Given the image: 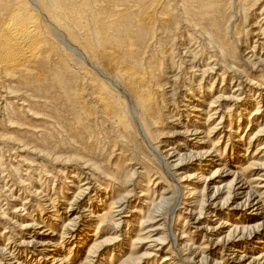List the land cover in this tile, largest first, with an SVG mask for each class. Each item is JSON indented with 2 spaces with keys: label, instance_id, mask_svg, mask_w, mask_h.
I'll list each match as a JSON object with an SVG mask.
<instances>
[{
  "label": "rangeland",
  "instance_id": "374dc122",
  "mask_svg": "<svg viewBox=\"0 0 264 264\" xmlns=\"http://www.w3.org/2000/svg\"><path fill=\"white\" fill-rule=\"evenodd\" d=\"M35 1L37 2V0H32L34 3ZM68 1L64 0V3H62L63 0H60L61 12L65 16L69 17L70 14L73 16L70 18L63 16L67 18L69 23L67 24L64 21L63 27L68 32H71V35L75 33L79 36L76 37L74 35L78 42L84 43L86 41L88 50L89 52L91 51L92 56L89 54L90 57H85L68 40L58 36L63 50L60 53L53 51L44 52L43 58L45 62L43 61L44 59L41 61L44 65H40L39 68L36 67V71L40 77L25 79L20 74H16L15 78L7 80L0 76V177L3 176L6 179L5 183H2V186L0 185V206L2 207L0 210V248H7L9 250L12 244L7 246L6 244L10 238L9 242H15L17 248L26 251L25 254H30V251L34 253L36 249L32 250L27 245L18 246L20 241L24 240L27 242L30 240L22 239L25 238L26 233L22 232L20 228L26 224H33L34 219H41V217L46 218L45 222L41 224L45 228L39 230L50 231L55 235L51 239L54 243H61V246H57V249L63 248L62 251L60 250V254L69 257L68 264H81L96 238L99 241L116 236L113 235L116 231L111 227L105 229V231L103 229L97 230L99 220H95V218L94 220L90 219L91 221L88 218H84L77 223L72 231H64L61 221L55 222L50 217V209L45 206L44 199L48 195L52 199H55L54 204L60 205V212L65 213L64 199L61 196L67 191L65 182L70 180L69 178L73 175L74 169L77 172L81 168L80 163L89 162L96 166V173H98V175H94L96 180L91 181L93 182L91 184L93 190L90 191V198L93 201L90 203H93V207L96 208L93 211L95 217L108 209L107 206H96L97 196L104 194L105 191L113 192V190H117L114 194L122 195L125 191H132V198L130 196L127 200V202H130V205L121 216H128L127 218H122V220L128 219L129 225L124 224L122 226V235L116 241L115 246H108L106 253H103L104 251L99 252L93 259L95 263L156 264L158 262L161 264L167 252H153L148 249L149 243H145L146 241L143 243L139 239L147 237L146 233L150 227L157 228L160 226L163 229L161 232H166L167 237L169 235L171 237V233L169 232H172L173 226L179 233L186 215L183 209L185 207L182 206L180 210L177 208L174 186L176 184L171 173L168 174L170 171H168L165 161L160 157L159 150L167 151L171 148L172 146L169 147V143L165 142L169 140L167 133L179 130V122L175 121L172 123L173 118L171 117L181 119L180 122L182 123H190L191 121L204 123L207 120L206 115H200V118H181L179 114L169 112V109H181V105L179 104L181 99L178 96H182L185 92L182 91V94L179 95L169 94V90L173 85V82L167 79L172 76L167 71L169 62L175 64L176 67L182 64L180 59L183 57V48L187 44L192 43L194 44V49H196V55L199 58L204 57L205 63H208L210 61L209 58L216 54L215 47L219 46L225 55H227L228 60L233 61L231 64L235 68L239 70L244 69L245 65L239 57L241 58L242 53L248 55L247 58L252 56V53H248L253 47L255 40H258L255 34L259 32V28L254 27L260 20L258 14L264 9V0H221L222 3L219 0L216 3L217 5H215L219 6L220 10L214 13L210 12V9H207V7L211 6L210 4L203 5L208 1L202 0L197 4L201 9L200 15L197 10L191 11L194 10L193 6H191L193 4L187 5V2L184 1L186 4L185 8H188L187 10L192 14L188 18H183L184 16L181 15L183 12L179 8H182V3H177L173 0L171 2L169 0H158L159 5L155 9L151 8L152 2L149 0L138 1L139 3L136 0ZM39 2H44V0H39ZM152 11L156 12L153 16ZM176 12L179 13L177 14ZM165 14L169 15V21L163 19L166 16ZM179 14L182 18L178 17ZM244 16H246V19H244ZM74 18L77 19L75 20ZM219 18L221 20L225 18L224 21L227 25L225 26L227 27L225 32L226 37H224L226 40H223L224 38L221 39L226 44L224 42L221 44L219 41L214 40L215 42L209 45L208 39L202 36L199 31L195 32L192 24L197 23L202 27L215 30L213 26L209 25V22L213 23V20L219 21ZM78 25L79 27H77ZM84 25L86 26L84 27ZM186 25L189 27H185ZM80 28L84 30L82 33L78 31ZM82 34L85 36L83 37ZM187 35L191 37V40L187 38ZM183 43H186V45ZM180 44L184 45L181 49H179ZM105 52H111L114 55L113 67L115 70L134 69L140 73L144 72L150 83L154 106L157 110L156 115L161 116V118H158V128L153 131L150 138L148 137V141L144 140L135 122L132 120V116L136 113L137 109L131 104L130 97L126 93L127 91L123 88L120 91L121 86L116 85L115 81L108 80V76L100 69H103V66L98 63V59L96 58L99 54L103 55ZM253 63H256V61H253ZM211 67H213V64ZM215 68L214 73L207 79V83H204L201 93L198 91H194L193 93V99L206 105V112L210 113V115L216 111V108L209 109L214 99L217 96L228 98L233 95V91L236 88L234 84H231L234 77L233 72H225L219 66H215ZM105 71L113 76L112 71ZM244 72L246 77H243V80L247 79L254 84L264 85L263 66L258 65L256 68L254 67V70L250 67L245 69ZM197 73L199 74L196 75L199 76H197L196 82L202 80L201 72ZM223 77H225L224 81L222 80ZM91 82L95 84V87L91 85ZM196 82L193 84H199ZM175 83L183 88V83L189 84L190 81L188 82L187 77L180 74ZM7 92L14 93V100L11 99L10 101V99H7L8 104L5 105L6 103L2 101V97L6 96ZM100 93L105 94L108 101L120 108V117L116 119L115 123L107 122L102 115L101 108L96 101V97ZM22 96L24 97V99L22 98L24 100L23 106L21 105L23 101H18V98ZM225 103H229V101H225ZM249 103L250 106L239 107L241 109L240 119L234 111L230 123L228 121L225 123L226 129L231 128L234 132L238 131V125L240 124L238 135L241 136L244 133L242 142L247 141L252 134L264 125V103H261L262 108L259 109L260 114L258 115L253 114L258 106L257 102L250 100ZM182 104H185V102H182ZM221 110L223 114L224 109ZM219 117L217 116V118L212 120L214 124L218 122ZM9 120H13V125L8 123ZM239 120L240 123L238 122ZM160 134L163 136L160 137ZM218 137V133L216 135L212 134L209 148L218 143ZM240 138L237 137V134L233 135L229 141V147L231 143H236L237 145ZM227 142L226 140L225 143ZM225 143L220 144L221 149L218 152L219 154L225 150ZM248 147L247 144H244L240 147L232 148L230 154L234 152L237 155L231 158L228 157L227 161L223 163L226 170L233 173L237 172V175L246 180L251 179L252 175L256 173V170L248 169L246 166L249 165L247 163L254 162L255 159L253 157H256L254 155L257 146L250 148L247 153ZM183 149V154L197 151L191 149L189 144L184 145ZM217 167L219 166L203 167L199 172L205 170L202 175L208 177L211 171ZM84 171L85 173L88 172L87 170ZM101 172L104 173V177L107 176L113 182H116L117 185L104 178L100 177L99 179ZM148 179L152 180L151 184L148 183ZM232 179L233 177L231 176L226 178L222 183L227 184ZM12 180L18 183L19 187H12ZM81 181L83 183L86 180L82 178ZM128 182L138 183L140 188L138 187L136 190L134 187L128 188L126 184ZM81 183H78L77 186ZM32 187H34V190L30 191ZM203 187L204 183L201 184L200 189L202 190ZM147 188H149V196L142 198L140 195ZM8 189L14 191L13 196L18 201L9 202L5 198L4 195H9L7 193ZM35 190L36 193H34L33 197L31 192L33 193ZM163 190H169V193L165 194L167 198L171 196L169 205L167 204V207H164V216L156 217L153 224L143 227L145 230L141 232L139 221L140 219L146 220V213L149 210L146 208L147 206L143 205L144 200L151 203L155 199L153 201V206H155L160 201ZM227 190L229 191V189ZM185 195H180V198ZM177 196H179L178 191ZM225 197L226 194L221 199L223 200ZM25 201H29V203L24 208L22 204ZM39 202L43 206H40ZM174 202L176 204L171 208ZM87 205H89L88 201H80L72 208L74 211L72 215L77 212L81 213L82 209L87 207ZM141 205L144 214L138 216V214L132 211ZM16 209L22 210L14 212ZM243 210L246 215H249L248 213H250L252 208ZM85 215L87 217V214ZM180 215L181 219L179 220ZM204 216L206 217L207 214ZM65 219L64 217V222L68 221ZM236 219L237 216L234 219L229 218V223L235 224L237 222L240 226L245 223L242 222L244 220H241L240 217H238L239 220ZM202 222L204 223V221ZM263 222L264 218L261 219L260 217L250 224L255 225ZM36 223H39V220ZM219 223L220 220L214 221L211 226H216ZM86 224H88L87 227L89 225H92V227L87 229ZM161 224L164 227H161ZM187 229L188 226L185 228V231ZM5 230L7 233H4ZM87 231L89 236H87ZM193 231L191 229V232ZM17 234L21 235H18L17 239L13 241L11 235ZM191 234L195 235L194 232ZM62 235L64 236L63 239L61 238ZM49 236L47 235L46 237ZM81 239L85 241L82 248L73 247ZM132 239L135 240L134 244H131ZM202 240L203 234L201 232L200 234H196L192 241L194 247H201ZM257 242L256 240L250 244V251L245 253V250H241L239 254H247L249 257H252L263 253L264 245L262 247L258 245L261 248L257 251L253 250V247L257 246ZM168 245L170 246L169 241L164 251L169 249ZM72 247L73 250L70 252L71 250L69 251V249ZM168 251L171 253L170 250ZM152 252L153 256H148ZM50 253L48 252V254ZM216 255H218L217 252ZM31 257L35 258L37 255L35 253L33 256L30 254L25 261L14 253V260L10 261L7 257V262L2 261V264L18 259L22 263L24 262V264H33V259L30 260ZM187 257L192 256L188 255ZM208 258L210 264H213L215 257L209 255ZM42 262L43 260L40 261L41 264Z\"/></svg>",
  "mask_w": 264,
  "mask_h": 264
},
{
  "label": "bare ground",
  "instance_id": "6f19581e",
  "mask_svg": "<svg viewBox=\"0 0 264 264\" xmlns=\"http://www.w3.org/2000/svg\"><path fill=\"white\" fill-rule=\"evenodd\" d=\"M138 1L141 2L142 0H136V2ZM149 1L152 2L151 8L153 7V9H155L159 5L158 0ZM169 1L171 2L172 0ZM173 1L182 3V8L179 9H181L183 12L181 14L184 16L183 18L192 16L191 12L189 13V11L187 10L188 8H185L186 4H193L191 6H193L194 10L191 11L197 10L198 13L201 12V9L197 4L202 0ZM184 1L187 3L185 4ZM207 1L208 2L203 5L210 4L211 6L207 7V9H210V12H219L220 8L219 6H216V3H218L219 0ZM62 3H64V0ZM63 6L65 5L63 4ZM152 13V16L156 14L155 11H152ZM176 13L178 14L179 12ZM165 15L166 16H164L163 19L169 21V15ZM179 15L178 17L180 18L181 15ZM63 16L65 15L61 12L60 0H44V2L41 3L39 2V0H37V2L35 1V3L32 2V0H0V76L7 80L15 78L16 74H20L25 79H35L40 77L39 73L36 71V67L39 68V66L43 64V62L41 63V61L42 59H44V52L53 51L56 53H60L63 50V47L59 43L58 36L68 40L69 43L82 55H85V57L92 56L91 51L89 52L88 50L86 41L84 43L78 42L74 37V35L76 34L74 33V35H71V32H68L63 27L64 21L69 24L67 18L73 16L71 14L69 17L66 15L67 18H65L66 16ZM258 16L260 17V20L254 27L259 28V32L255 34L258 37V40H255L253 47L249 50L248 53H252V56L247 58L248 55H244L242 53L241 58L239 57V59H241V61L245 65L244 69L239 70L235 68L231 64V62L233 61L228 60L227 55H225L224 51L219 46L215 47L217 51L216 54L212 55L209 58L210 61L208 63H205L203 60L204 57L199 58L198 55H196V49H194V44L192 43L187 44V46L183 48V57L180 59L182 64H179V66L176 67L175 64L169 62L167 71L172 76L167 79L170 82H173V85L169 90V94L179 95L182 94V91H185L182 96H178V98L181 99V101H179L181 109H169V112H175L179 114V117L181 118H200V115H206L207 120L204 123H195V121H191L190 123H182L180 122L181 119H175L174 117H171L173 118V121H171L172 123H174L175 121L179 122V130L167 133V138H169V140H166L165 142L169 143V147H172L167 151L159 150V155L161 154L160 157L165 161V164L168 167V171H170L168 172V174L171 173V176L173 177V180L176 184L174 186L176 190L175 200H177V208H179V210L182 208V206L186 208H183L185 210L184 214L186 215V218L184 219V224L179 233L174 229L173 226L172 232H169L171 233V237L170 235L169 237H167L166 232H161L163 231V229H161L160 226L157 228L150 227L148 232L146 233L147 237L139 239L143 243L144 241H146L145 243H149L148 249L153 252H167L163 257L161 264H210L208 258L209 255L215 257L213 264H264V252L260 253L258 256L252 257H249L247 254H239L241 250H245V253L250 251V244L256 240L258 241L257 246H254L253 250L257 251L262 247V245H264V241L262 242V240L264 239V222L255 225L250 224L253 223V221L258 220L260 217L261 219L264 218V125L257 132L252 134V136H250L247 141L244 142H242L244 133L241 136L238 135L240 124L238 125L237 132H234V130H232L231 128L226 129L225 127V123L227 121L230 123V120L232 119L231 117L234 115V111L236 113V116L240 119L241 109H239V107L250 106V100L257 102L258 104L256 110L253 112L254 115L260 114L259 109L262 108L261 103H264V85L258 83L254 84L252 81H249L247 79L243 80V77H246L244 71L247 68L251 67V69L254 70V67L256 68L258 65H260L263 66L264 70V9L260 11ZM224 19L221 20L219 18V21L213 20V23L209 22V25L213 26L215 30H213L212 28L202 27L197 23L191 24L195 32L199 31L202 36H205L208 39V41L210 42L209 45H212L211 43L215 41H219L221 44H223L222 42L224 41H222L221 39L226 37L225 32L227 28L225 27L227 25L225 24ZM244 19H246V16H244ZM75 24L77 25V23ZM85 26L86 25H84V27ZM77 27H79V25ZM185 27L189 26L186 25ZM78 31L82 33L84 30L80 28ZM84 36L85 35H83V37ZM76 37L79 36L76 35ZM187 38L191 40V37L189 35H187ZM223 40H226V38H224ZM183 44L186 45V43ZM183 46L184 45L180 44L179 49H181ZM114 58L115 57L111 52H105L103 55L99 54L96 59H98V63L103 66V69H100L103 70L104 74L108 76L107 79L115 81L116 85H120L121 88H118L120 91L122 88L127 91L126 93L130 97L131 104L134 105L137 109L136 113L138 112L137 114L135 113L136 115L133 114L132 120L135 122V125L144 140L148 141V137L150 138V135L153 134V131L158 128V118H161V116L156 115L157 110L154 106L150 83L148 82L144 72L140 73L134 69L115 70L113 67ZM43 61L45 62V59ZM253 61H256V63H253ZM212 64L213 67H211ZM215 66H219V68H221L225 72H233L232 74L234 77L231 84H234L236 88L233 91V95L229 96L228 98L217 96L214 99V101L210 104L209 109L211 110L212 108H216V111L210 115V113L206 112V105H203L201 102L195 101L193 99V93L194 91H198L199 93H201L204 83H207V79L216 70ZM104 69L112 71L113 76L106 73ZM197 72H201L200 74H202V80L198 82H196L197 76H199L196 75L199 74ZM97 73L99 74V72ZM180 74L186 76L188 82L190 81L189 84L183 83V88L179 87V85L175 83ZM222 80L224 81L225 77H223ZM194 82L199 84L194 85ZM91 83V85L95 87V84L93 82ZM13 95L14 93L7 92L6 96H1L2 101L6 103L5 105L8 104L7 99H10V101L11 99L14 100ZM22 98L24 99L23 96L18 98V101H23V103H21V105L23 106L24 100ZM96 101L99 104L101 113L106 121L115 123L116 119L120 117V108L108 101L105 94L103 93H100L96 97ZM225 101H229V103H225ZM182 102H185V104H182ZM221 109H224L223 114ZM217 116H220V119L217 123L214 124V121L212 120L217 118ZM238 122L240 123V120ZM8 123L10 125H13V120H9ZM216 133H218L219 135V141L217 144L209 148L211 145V136L212 134L216 135ZM236 134L237 137H241L238 140V144L236 145V143H231L229 147L230 139L233 135ZM160 135V137L163 136L162 134ZM226 140L228 141L227 143H225ZM221 142L223 144L225 143V150L223 151L224 154L218 153L221 149ZM243 143L249 146L247 148V153L249 152L250 148H254L257 146V148L255 149L256 153L254 155L256 157H253V159H255L254 162L247 163V161L245 160V162L249 164L246 166L248 167V169L256 170L255 175H252L251 179L249 180L240 177L236 174L237 172L233 173L229 170H226V167L223 165V163L227 161L228 157L231 158L234 155H237L234 152L230 154L232 148L238 146L240 147L244 145ZM186 144H189L191 149L197 151L183 154V146ZM218 146L219 148H217ZM80 164L81 168H79L77 172L76 169H74L73 175H71V177L69 178L70 180L65 182L67 191H65L64 194L61 195L64 199L63 205H65V213L60 212V205L54 204L55 199H52L48 195L47 198L43 199L45 201V206L50 209V217L53 218L55 222L61 221V225L64 231H72V229L76 227L77 223L84 218H88L89 220H94L95 218V220H99V223L97 224V230L103 229L105 231V229H109L111 227L114 231H116L117 234L114 233L113 235L116 236H114L113 238L103 239L99 241L98 238H96L94 244L87 251L86 258L84 257L85 259L81 262V264H94L95 261L93 259L99 252L104 251L103 253H106L108 246H115L116 241L118 240L120 235H122V226H124V224L129 225L128 219H125L124 221L122 220V218H127L128 216H121L122 214H124L125 209L130 205V202H127V200L130 198V196L132 198V191H125V193L122 195L114 194L115 192H117V190H113V192L105 191V193L100 196L96 195V206H107L108 209L107 211H103L95 217L93 211L96 208L93 207V203H90L93 202L90 198V191L93 190L91 188V184L93 182L91 181L96 180L94 178V175H98V173H96L95 165L89 162H82ZM212 166L219 167L211 171V174L208 177H204L202 175L205 170H202L203 172H199L203 167L210 168ZM84 170H87L88 172L85 173ZM100 174L101 175L99 176V179L101 177L105 180L113 182V180H111L107 176L104 177L103 172H101ZM231 176L233 177V179L229 183H222L226 178H229ZM82 178L86 180L83 183H81ZM0 181L1 185L2 183H5L6 179L1 176ZM151 181L152 180L148 179L149 184H151ZM11 182L13 183L12 187H19V184L15 181L12 180ZM78 183L81 184L77 186ZM113 183L116 184V182ZM203 183L204 187L201 190L200 186ZM126 184L128 188L134 187L135 190L139 187V184L134 182H128ZM6 185H8V183H6ZM227 189H229V191ZM33 190L34 187L30 188V191ZM177 191L179 196H177ZM13 192V190L8 189L7 193L9 195H4L9 202L18 201L17 198H14ZM34 193H36V190L33 193L31 192V195L33 197ZM148 193L149 188L143 191L140 196L142 198H147L149 196ZM168 193L169 190H163L160 196V201L155 206H153V201H155V199L151 203L150 201L144 200L143 205L147 206L146 208H148L149 210L147 213L145 212L146 220L143 221L142 219H140L139 221V229H141V232L142 230H145L143 229V227H146L149 224H153L156 217L164 216V207L167 204L169 205V200L171 199V196L168 198L165 196V194L167 195ZM182 194L186 195L180 198V195ZM224 194H226V197L222 200L221 198ZM70 197H72V199H70ZM80 201H88L89 205H87V207H84L81 213L77 212L72 215V213L74 212L72 208L76 206ZM28 203L29 201H25L22 204L23 207L25 208ZM175 204L176 202L173 203L171 208H173ZM39 205L43 206L40 202ZM251 208L252 210L250 211V213H248L250 216L246 215L243 209L249 210ZM1 209L2 207L0 206V210ZM151 209L153 210L151 211ZM19 210L22 209H16L14 212H18ZM132 212L138 214V216H142V214H144L142 205L140 207H136V209ZM85 214H87V217ZM205 214H207L206 217L204 216ZM235 216H237L236 220H239L238 217H240L241 220H244L242 222H245L246 224L244 223L245 225L242 224L243 226H240L239 223L237 224V222L235 224L229 223V218L234 219ZM64 217L66 218L65 220L68 221L64 222ZM180 219L181 215L179 217V220ZM37 220H39V223H36ZM37 220L34 219L33 224H26L25 226L20 228L22 232L26 233L25 238L22 239L30 240L27 242L22 240L20 241L18 246L22 247L27 245L32 250L36 249L34 253L35 255H37V257L30 258V260L33 259V264H41V260H43L42 264H68L69 257L64 254H60L63 248L61 247L57 249V246H61V243H54L51 239L55 235H53V233H51L50 231H40L41 229L45 228L41 224L45 222L46 218L41 217V219L39 218ZM218 220H220V223L218 225L211 226L212 222ZM130 221L132 222V220ZM202 221H204V223ZM87 225L88 224H86V227ZM131 226L133 225L131 224ZM187 226L188 229L187 231H185V228ZM89 227H92V225H89L87 229ZM161 227L164 226L161 224ZM191 229L194 230V236H196V234H200V232L203 234L202 244L199 248L194 247V244L192 243L194 236L191 234L193 233L191 232ZM4 233H7V231L5 230ZM18 235L21 234L11 235V239L15 241ZM47 235L50 236L46 237ZM87 236H89L88 231ZM61 238L63 239L64 236L62 235ZM9 241L10 238L8 240V243L6 244V246L12 244L9 250L7 248H0V264H2V261H6L7 257L10 259V261L14 260V253L17 256H20V259H24L25 261L30 254L32 256L34 255V253H32L31 251L29 252L30 254H25L26 251L17 248L15 242L10 243ZM134 241L135 240L132 239L131 244H134ZM168 241L170 244V246L168 245V250H170L171 253L168 250L164 251L168 244ZM84 242L85 241L81 239L78 244H74L73 247L75 246L76 248L80 249L82 248ZM258 245L261 247H258ZM73 247L69 249V251L71 250L70 252H72ZM48 252L51 253L48 254ZM153 252L149 253L148 256H153ZM216 252L219 256L216 255ZM188 255H191L192 257H187ZM20 259L6 264H24V262L22 263ZM156 264L160 263L157 262Z\"/></svg>",
  "mask_w": 264,
  "mask_h": 264
}]
</instances>
